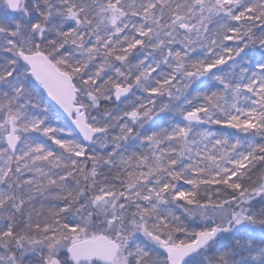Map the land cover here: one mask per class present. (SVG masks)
Listing matches in <instances>:
<instances>
[{"label":"trees","instance_id":"1","mask_svg":"<svg viewBox=\"0 0 264 264\" xmlns=\"http://www.w3.org/2000/svg\"><path fill=\"white\" fill-rule=\"evenodd\" d=\"M119 4L24 0L21 12L12 14L0 0V122L7 109L21 123L31 113L33 97L39 96L57 122L79 138L48 103L20 60V50L42 51L62 70L72 72L80 93L90 75L87 86L94 104L109 117L102 134L80 157L85 166L67 176L72 191L67 212L55 211L62 206L48 191L31 203L27 199L31 183L17 176L25 169L36 170L32 163L18 169L13 200L0 216V224L12 225V235L7 245L0 238V248L6 253L14 241L43 234L51 235L46 241L53 242L67 236L76 221L94 232L95 223L104 217L96 206L88 207L93 201L90 194L105 193L107 201L100 206L109 209L107 218L113 215L127 235L128 264H158L164 252L159 240L191 243L207 230L206 220L217 234L188 264H264V127L247 124L240 100L233 98L253 70L264 74V0H122ZM132 18L140 25L128 26ZM233 28L240 33H233ZM126 32L127 49L116 50L106 41L111 33L120 39ZM228 36L232 37L227 43L229 58L208 71L196 70L195 58ZM74 58L83 62L78 70L72 67ZM168 70L174 79L160 86ZM183 79L187 85L180 86ZM119 86L128 87L130 93L116 102L113 92ZM214 90L220 95L208 98ZM140 100L150 102L151 110L138 109ZM201 100L206 101L199 112L201 122L187 123L184 114ZM260 109L264 115V98ZM124 113L130 126L120 134L118 117ZM182 126L187 128L184 132H174ZM39 129L36 135L44 138V130ZM0 142L1 150L2 138ZM57 152L64 156L66 150ZM239 153L247 156L243 166L233 172L226 164L217 173L220 163ZM248 207L254 208L251 224L259 229L220 232L226 226H221L218 215L235 216ZM43 216L47 220L41 222Z\"/></svg>","mask_w":264,"mask_h":264},{"label":"rangeland","instance_id":"2","mask_svg":"<svg viewBox=\"0 0 264 264\" xmlns=\"http://www.w3.org/2000/svg\"><path fill=\"white\" fill-rule=\"evenodd\" d=\"M115 3L121 4L122 0H115ZM247 11H249V9H247ZM241 14L245 13L241 12ZM145 16V14H142V18H145ZM132 19L133 20L129 23L130 25L128 24V26L132 27L140 25L138 19ZM121 28L123 29L125 28V26H122ZM237 32L240 33L239 29L233 28V33ZM127 34L128 33L126 32L120 39H116V36L111 33L107 35L106 41L108 43H112L111 45L114 49L122 51L124 49H127L130 43L128 39L129 37H126ZM231 38L232 37L228 36L223 41L213 42V45L211 47H209L203 54L197 56L195 58V61H193L196 70L203 72L206 70L208 71L211 68H215V66L219 62L223 61L226 58H229L231 50L230 48H228L227 43ZM82 64L83 62L81 59L74 58L72 67L78 70L80 69V66ZM68 73L70 75L72 74V72ZM251 75L252 76H250L249 81L244 86H242L238 91L235 90L233 98L234 102L240 100V107H242L241 116L244 121L249 125L260 128L264 127V115L260 111V100L264 98V94L262 93V90H264V74H262L261 70H253ZM90 78L91 76L88 75L85 80H83L84 89L82 93H80V91L78 92V103L84 107L86 113L89 116L88 118L90 124H92L94 127L102 129L104 126L108 125L107 118L109 117H104L99 112L98 107L94 104L93 96L88 90L87 86ZM173 79L174 74H172L170 70H168L160 79L159 84L160 86L164 85L166 84V82H170V80ZM182 81L183 82L180 83V86L187 85V79H183ZM217 95H220V91L214 90L209 94L208 98ZM205 106L206 101L201 100L194 106L193 111L200 112V110L204 109ZM137 107L138 109H141L143 111H150L152 108V104L148 101H143L139 103ZM5 111L7 112V114L0 122V132L2 133L1 138L3 139L5 144H2V149L0 150V216H2L3 214V208L8 207L9 200H13V184L16 183L14 179H16L15 175L18 172V169L23 168L24 166H31V163L33 165V169L36 170L34 171V173H29L27 169H25V171L21 172L17 176L20 177L19 180H23V182L25 183H31L32 189L30 193H28L27 199L31 203H33L37 199L39 194H43L48 191L49 195L52 196L51 199L54 198L53 202H55L57 205L61 204L62 206L55 211L57 213L60 212L61 214L67 212L72 203V191L66 183L67 176H69L76 169H82L85 166V160L81 159L80 157L88 152L87 144H85L80 137L76 138L69 131H66L64 129V126L57 122V120L55 119V114L52 112V110L39 96L33 97V101L31 103V113L29 114V117L25 115L21 123L17 122L15 116L11 114V111L7 109ZM125 116V113L122 114V116H117L119 122L117 133H125L129 129L130 124ZM10 117L14 118L17 133L21 139V143L15 155L10 152L5 143V134L9 130L8 121ZM57 126L59 127L58 131L56 130ZM36 128L44 130V138L38 137L36 135ZM186 129V126H182L180 128H174V132L182 133ZM45 132L51 134V136L47 135ZM23 137L24 141H22ZM54 142L56 143V147L53 144ZM168 146L170 148V144H168ZM172 148L174 147L172 146ZM6 149L8 150V152L4 151ZM57 150H59L61 153H63L64 150H66V152L65 154H63L64 156H62L57 152ZM246 160L247 156L245 154H234L232 155V161L225 160L223 163H220L217 166L216 171L217 173L222 172L224 170V166L226 164H229L228 169H232V171L235 172L236 169L245 164ZM12 163H14L15 168L12 167ZM90 196V198H93L92 202H89L87 196L84 197L86 201L91 203L88 205V207H90V205L96 206V208H98L99 214L104 217V219L98 220L95 223L96 227L94 226V232L91 231V228L88 225L79 226L76 221V224L71 226L70 229L72 231L68 233L67 236L61 239L58 238L57 240L54 239L53 242L46 241L47 234L45 236L43 234V236L41 237L31 236L24 239L23 241H14V243H11L12 249H7L6 253L4 252V249L0 248V264H47L53 257H58L64 264H70L71 262L67 252L69 245L74 241L90 237L94 234H105L110 238L118 241L121 249L118 254L117 260L112 264H128L125 245L127 235L118 227L117 219L113 215L110 218H107L109 215V209H106V211L105 208L102 209L103 207H101L104 206L105 202L107 201L105 193L101 196L91 193ZM108 200L110 201V199ZM23 210L24 209L21 210V213L23 212ZM39 213L42 214L41 211H39L38 216ZM254 216V208L251 207L238 210L235 216L231 215V213H226V215L223 214L222 216L218 215V217L223 220L221 226H227V223L234 218V224L238 223L241 220H246L250 223V228L257 230L259 228L251 224L253 223ZM45 220H47V218L46 216H43L41 222ZM211 224L212 223H209V221L206 220V222H204V226L207 230L202 233L211 232ZM234 224L233 226H235ZM11 227L12 225L10 223L0 224V238L4 242L6 241V245L11 238L10 235H12L10 231ZM233 230L239 229L234 228ZM198 235H200V233ZM47 237L50 238L51 235ZM158 242L159 247H161L159 248V250L164 251L162 252V256H160L158 259V264H170L169 257L166 253L167 246H187L192 243L174 244L161 240H159ZM78 264L104 263L96 261L81 262ZM185 264H188V262L186 261Z\"/></svg>","mask_w":264,"mask_h":264},{"label":"water","instance_id":"3","mask_svg":"<svg viewBox=\"0 0 264 264\" xmlns=\"http://www.w3.org/2000/svg\"><path fill=\"white\" fill-rule=\"evenodd\" d=\"M23 0H4V4L12 14L21 12ZM20 60L29 68L30 75L37 82L46 100L57 110L59 115L70 124L85 144H93L95 138L102 134L101 128L94 127L88 120V115L78 103V87L73 77L62 70L49 56L42 51L18 52ZM130 90L119 86L113 92V99L119 102L128 97ZM184 119L190 124L201 122V115L196 111H188ZM5 142L10 152L15 155L19 148L20 136L17 133L14 118L9 120V130L5 134ZM231 219L224 232L230 228L243 229L250 226L246 220L234 224ZM233 224L235 226H233ZM217 233H201L187 246L169 245L166 248L170 264H185V262L203 247L209 244ZM121 246L118 241L105 234L91 235L72 242L68 247V255L72 264L80 262H101L112 264L117 260ZM47 264H64L58 257H53Z\"/></svg>","mask_w":264,"mask_h":264}]
</instances>
